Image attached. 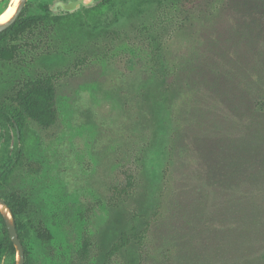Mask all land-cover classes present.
I'll return each instance as SVG.
<instances>
[{
	"label": "rangeland",
	"instance_id": "rangeland-1",
	"mask_svg": "<svg viewBox=\"0 0 264 264\" xmlns=\"http://www.w3.org/2000/svg\"><path fill=\"white\" fill-rule=\"evenodd\" d=\"M68 1L27 0L24 16L72 13L56 8ZM96 4L22 35L19 58L0 61L2 103L26 78L53 75L56 88L54 125L29 120L9 147L0 126V195L30 203L15 218L25 264H76L83 235L114 216L126 170L136 189L120 208L150 221L145 264H264V0Z\"/></svg>",
	"mask_w": 264,
	"mask_h": 264
},
{
	"label": "trees",
	"instance_id": "trees-1",
	"mask_svg": "<svg viewBox=\"0 0 264 264\" xmlns=\"http://www.w3.org/2000/svg\"><path fill=\"white\" fill-rule=\"evenodd\" d=\"M100 4L83 7L81 11L52 16L46 5H42L46 13L24 16L22 11L17 19L4 31L0 32V61L12 62L19 58L21 47L14 40L28 33L31 36L48 30L53 24L71 19L72 17H90L99 11ZM111 34V33H110ZM119 34L112 32L111 38L118 39ZM8 38V43L5 41ZM13 103L0 102V126L6 147L10 146L14 132L22 138L29 120L37 122L43 128L54 125L58 119L56 107V88L53 75H42L35 78H26L14 86ZM264 130V129H263ZM263 132V131H262ZM264 138V137H263ZM135 176L126 170L122 182L113 184L110 188L109 204L114 209L112 219L99 231L97 237L85 233L81 246L77 252L76 264H88L95 255V264H114L118 256H126L130 251L138 249L130 260L123 264H145L140 252L147 244L150 221L142 219L139 213L125 214L120 206L135 192ZM12 209L14 217L24 214L28 209L29 200L18 192H12L6 200ZM0 218L3 229L0 232V264L6 252L16 253L2 215ZM30 226L37 237L50 241L52 235L41 221L30 220ZM17 232L19 226L16 222Z\"/></svg>",
	"mask_w": 264,
	"mask_h": 264
},
{
	"label": "water",
	"instance_id": "water-1",
	"mask_svg": "<svg viewBox=\"0 0 264 264\" xmlns=\"http://www.w3.org/2000/svg\"><path fill=\"white\" fill-rule=\"evenodd\" d=\"M26 2L27 0H18L16 9L12 16L6 21L0 22V32L7 29L17 19V17L22 12ZM94 2L95 0H69L67 3H60V6L66 12H75L81 6L87 7L92 5ZM0 212L17 252L18 258L16 264H25V250L17 232L14 214L7 201L1 195Z\"/></svg>",
	"mask_w": 264,
	"mask_h": 264
},
{
	"label": "bare ground",
	"instance_id": "bare-ground-1",
	"mask_svg": "<svg viewBox=\"0 0 264 264\" xmlns=\"http://www.w3.org/2000/svg\"><path fill=\"white\" fill-rule=\"evenodd\" d=\"M17 2H18V0H11L10 1L8 8L5 10V12L0 17V22H4L12 16V14L14 13V11L16 9ZM14 5H15V7H14Z\"/></svg>",
	"mask_w": 264,
	"mask_h": 264
},
{
	"label": "flooded vegetation",
	"instance_id": "flooded-vegetation-1",
	"mask_svg": "<svg viewBox=\"0 0 264 264\" xmlns=\"http://www.w3.org/2000/svg\"><path fill=\"white\" fill-rule=\"evenodd\" d=\"M46 6H47V5H46ZM47 7H48V6H47ZM59 7H61V6H60V3H58V4L56 5V8H57V9H60ZM22 11H23V10H22ZM48 11H49V7H48Z\"/></svg>",
	"mask_w": 264,
	"mask_h": 264
}]
</instances>
